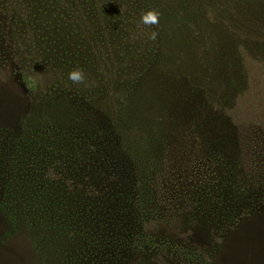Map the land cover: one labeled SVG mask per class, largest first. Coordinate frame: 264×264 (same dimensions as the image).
<instances>
[{
    "label": "rangeland",
    "instance_id": "rangeland-1",
    "mask_svg": "<svg viewBox=\"0 0 264 264\" xmlns=\"http://www.w3.org/2000/svg\"><path fill=\"white\" fill-rule=\"evenodd\" d=\"M36 127L94 155L81 211L30 204ZM33 257L264 264V0H0V264Z\"/></svg>",
    "mask_w": 264,
    "mask_h": 264
},
{
    "label": "trees",
    "instance_id": "trees-1",
    "mask_svg": "<svg viewBox=\"0 0 264 264\" xmlns=\"http://www.w3.org/2000/svg\"><path fill=\"white\" fill-rule=\"evenodd\" d=\"M13 3L15 4L17 2L14 1ZM34 132H38L37 127L35 128ZM54 132L56 134L50 133L49 131L47 133H43L40 130L37 135L43 134V137L41 139L36 138L37 140L31 141L29 143V149H32V153H34V155L36 154V160L39 163H44L45 165L48 164L47 167H45L39 175L48 176L49 173H53V185L48 189L50 191V194H54L55 197H57V195L59 197H62V200L59 199V201H63V204L61 205L59 202L49 201L47 198L48 189L46 191H38L41 196H39L37 200L40 201H34L30 204L35 208H38L40 211H42L43 209H47L49 206H52L55 209H57L58 207H68L70 210H75L76 208H78V211H81V209L79 208L82 205V200H80V197L78 195V193L80 192L78 183L82 180V178H85L87 176L86 166L94 163L92 158L89 159L94 155L90 154L87 150H79L78 146L73 147V145L66 144V141L64 139L65 135L62 133H58V130H54ZM81 146L83 145H80V147ZM26 157L27 156L25 155V161L22 163V165L27 166L28 164H30V161ZM64 159L67 161H65ZM51 165L52 168L50 167ZM45 173L47 174L45 175ZM68 179L77 183L71 186L68 183ZM21 217L24 222L20 223L18 227L29 226L27 225V223L30 225H34L37 222H40L42 223V228L44 229L47 228L50 223L49 218L42 219L39 215L35 214L32 216L31 220L27 218V215ZM10 218L12 220L16 219V217ZM22 233L23 236H25L23 238L26 239L29 243V238L31 240V235H27L25 231H23ZM59 234H63V232H59ZM48 236L49 233L46 232L41 237L47 238ZM32 264H40L39 259L38 263H36L33 257Z\"/></svg>",
    "mask_w": 264,
    "mask_h": 264
},
{
    "label": "clouds",
    "instance_id": "clouds-1",
    "mask_svg": "<svg viewBox=\"0 0 264 264\" xmlns=\"http://www.w3.org/2000/svg\"><path fill=\"white\" fill-rule=\"evenodd\" d=\"M159 17H160V13L155 9H151L141 14V22L145 25H157L159 24ZM156 36H157V33L152 32L150 39L155 40ZM68 79L73 84H77V85L83 84L85 86H88L86 82L85 74L79 68L71 70L68 74Z\"/></svg>",
    "mask_w": 264,
    "mask_h": 264
},
{
    "label": "bare ground",
    "instance_id": "bare-ground-1",
    "mask_svg": "<svg viewBox=\"0 0 264 264\" xmlns=\"http://www.w3.org/2000/svg\"><path fill=\"white\" fill-rule=\"evenodd\" d=\"M255 226H256V225H255ZM257 226H258V225H257ZM249 227H250V226H249ZM259 228H260V227H259ZM259 228H258V229H259Z\"/></svg>",
    "mask_w": 264,
    "mask_h": 264
}]
</instances>
